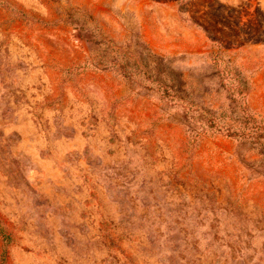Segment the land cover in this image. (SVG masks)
Wrapping results in <instances>:
<instances>
[{
    "label": "rangeland",
    "instance_id": "rangeland-1",
    "mask_svg": "<svg viewBox=\"0 0 264 264\" xmlns=\"http://www.w3.org/2000/svg\"><path fill=\"white\" fill-rule=\"evenodd\" d=\"M0 224V264H264V0H0Z\"/></svg>",
    "mask_w": 264,
    "mask_h": 264
},
{
    "label": "trees",
    "instance_id": "trees-1",
    "mask_svg": "<svg viewBox=\"0 0 264 264\" xmlns=\"http://www.w3.org/2000/svg\"><path fill=\"white\" fill-rule=\"evenodd\" d=\"M245 89H248V88H245ZM236 93H238L239 96H240L243 100H245L248 91H247V90H244V88H243V89H240V90H239V88H238V89H236ZM216 123H219V122H213L211 125H209V127H213V125H218L219 130L223 131L225 127H224V126H221V125H219V124H216ZM225 130L227 131V134H228L229 136H231V137L236 136V135H238L239 133H241L240 136H241L243 139L246 138V137L244 136V135H246L245 130H244V131H238V132H236L237 130H233L232 128H228V127H227ZM237 133H238V134H237ZM248 138H252L254 141H256V143H260V141H261L260 135H259L258 133H257V134H252V135L248 136ZM0 234H2L4 237L7 236V235L5 234V230H4V228L1 226V224H0ZM8 237H9V236H8Z\"/></svg>",
    "mask_w": 264,
    "mask_h": 264
}]
</instances>
